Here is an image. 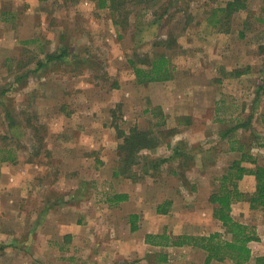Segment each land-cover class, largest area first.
Masks as SVG:
<instances>
[{"label":"rangeland","instance_id":"1","mask_svg":"<svg viewBox=\"0 0 264 264\" xmlns=\"http://www.w3.org/2000/svg\"><path fill=\"white\" fill-rule=\"evenodd\" d=\"M228 1L128 0L125 10L115 15L93 0H0V158L17 156L15 162L0 164V247L4 246L0 264H97L91 257L118 251L108 243L114 235L131 237V214H140L138 224L147 222L148 227L136 234L142 236L150 228L155 206L167 199L177 202L178 213L156 216L158 230L167 225L176 236L225 231L217 219L210 231L190 232L180 215L184 210L192 214L195 208L194 195L187 194L193 184L204 195L219 189L221 175L242 156L236 149L240 143L264 164V85L260 88L264 84V0H243L246 8L230 17L221 9ZM65 48L69 53L63 59L48 60L49 54ZM162 53L177 65L173 77L140 83L129 59L149 61ZM163 101L169 112L167 116L163 110L164 129L178 127L179 132L167 139L169 143L143 152L142 163L149 172L139 175L137 167L141 184L130 177L122 183L111 180L110 168L98 180L94 153L105 157L109 166L120 162L115 120L126 130L133 125L162 130L153 111L162 108ZM69 111L74 117L84 116L82 142H73L75 146L54 141L60 131L77 136L72 135L79 122L67 116ZM97 111L100 114L95 115ZM107 116L113 117L114 129L106 124ZM189 117L194 119L193 127L186 128ZM248 119L247 127L223 134ZM95 138L100 148L91 147ZM179 141L191 156L159 164L173 154ZM88 149L94 153L86 154ZM22 167L28 172L20 171ZM184 179L190 187L181 186ZM120 191L135 196L133 203L121 206L129 213L127 230L120 206L109 200ZM82 200L83 213L100 221L98 231L93 226L97 236L89 237L86 251L51 247L48 236H62L60 219L75 221ZM249 205L238 211L245 208L251 213L248 219L247 212L242 217L257 230L264 211ZM223 237L229 235L224 232ZM137 244L143 247L119 251H143L142 255L114 254L108 264H204L206 257L204 250L195 247L151 250L140 239ZM251 247L254 255H264V243ZM95 251L99 252L92 255ZM159 251H170L167 263Z\"/></svg>","mask_w":264,"mask_h":264},{"label":"trees","instance_id":"2","mask_svg":"<svg viewBox=\"0 0 264 264\" xmlns=\"http://www.w3.org/2000/svg\"><path fill=\"white\" fill-rule=\"evenodd\" d=\"M97 2L98 6L110 8L115 15L125 10L128 0H93ZM143 0H136V2ZM246 3L243 0H229L225 7L221 9L227 11V17L233 15L237 10L245 9ZM127 20V18L125 19ZM115 24L120 26L121 21L116 18ZM169 43H167L168 45ZM69 53L68 49H61L58 53L49 54L48 60L63 59ZM130 63L134 66L138 81L140 83H146L151 81H163L173 77V73L177 68V65L172 62L170 56L166 53L158 55L155 59L149 61L145 58L140 60L129 59ZM42 64V62H40ZM240 74V73H238ZM264 84H261L260 88H263ZM259 94L256 97L258 100ZM154 114L158 117L159 121L157 125H162V130L155 131L153 127L142 128L138 125L131 126L128 130L124 129L115 120V126L117 127L118 134L122 138V142L119 144V150L121 152V158L118 166L115 170V176H126L137 178V167L139 166L143 174L146 175L149 172L144 162L142 163V154L146 150H154L158 148L161 143L166 142L167 139L178 134V127H170L164 129L167 125V118L163 109H155ZM190 118V117H189ZM252 118V117H250ZM250 124V120L237 123L231 128L227 129L223 134L229 136L233 131L247 127ZM160 128V127H159ZM164 130H168L167 134ZM183 141L176 143L173 154L167 158L160 159L161 162L178 160V157L187 155L189 156L186 147L182 144ZM233 145L234 142L232 143ZM245 143H240L239 149L242 151V156L236 158L229 165L227 170L220 177V187L217 191L213 192L210 196V200L214 203V217L222 222L225 228V234L229 237L224 238L223 231H215L209 234H190L184 233L179 235H173L171 233L162 234H147L146 241L153 245L174 247V246H192L202 249L206 252L204 264H211L214 261H231L233 264H264V255H254L250 243L254 240H259L260 236L254 226L247 223H243L237 220L233 214V204L235 202L249 199L251 207L264 211V164L258 162L257 157H254L250 151L245 149ZM235 149V146L232 147ZM17 161V156L8 154L5 157L0 158V164L2 161ZM158 163L154 167H158ZM252 174L256 178V189L253 193H246L240 188V180L245 175ZM127 193H116L110 200L119 203L128 199ZM173 201L167 199L157 205V212L167 214L170 211V207ZM132 230L135 231L139 228L138 219L139 214L134 213L130 215ZM0 249H4L1 245ZM161 260L166 262L168 255L160 253Z\"/></svg>","mask_w":264,"mask_h":264},{"label":"crops","instance_id":"3","mask_svg":"<svg viewBox=\"0 0 264 264\" xmlns=\"http://www.w3.org/2000/svg\"><path fill=\"white\" fill-rule=\"evenodd\" d=\"M160 103L162 104V108H163L164 112L168 116L169 112L167 111V107H166L167 102L164 103V101H163V102H160ZM109 112L112 114V107L109 109ZM76 113H79V111L76 112ZM94 114L95 115H98L100 113H98V111H97ZM60 115H62V113H60ZM67 116H71L76 121L78 120L79 123H78L77 126H79V127H74L73 128L74 133L72 135V136H76V135L77 136L75 138L69 137V134H65L66 131H60L56 135V138L57 139L54 140V141H56L58 143L59 142L60 143H65L67 145L68 144H71V146H75V145H73V142H75L76 144H81V142H82L81 141V132H82V129H81L82 128L81 127V122L82 121L81 120H82V118H84L83 113L81 114V116H80V114H78V115H76L74 117L73 111L72 112L69 111L67 113ZM105 122H107L106 124L108 125V127H111V128L114 129L113 117H108L107 116V119L105 120ZM193 123H194V119H193V117H190L189 125H187L185 127L186 128L187 127H190V126L193 127ZM54 124L55 123H53V125ZM116 136L120 140L119 141V144H120L122 142V138L119 136L118 132H116ZM98 137H99V139H102V137L100 135H98ZM177 140H179V139H177ZM175 145H176V143H175ZM51 146H53V145H51ZM93 146H95V147H93ZM168 146H170V144H168ZM91 147L92 148H96V147H99L100 148V143H98V140L96 138H95V140H93L91 142ZM49 148H51V147H49ZM69 149L70 150H73L72 147H70ZM88 150H90V149H88ZM77 151H81V150L80 149H77ZM87 152L94 153L92 150L86 151V154H88V155H91V154L90 153H87ZM99 152H100V150H99ZM94 154L96 155V162H99V163H97L98 164L97 165L98 166V169L96 170V171H98V173L96 174L98 180H102V175H103V173L106 172V169H108V168H110V174L111 175H109V178L111 180H114V179L116 180L117 179L120 183H122L123 181H127V180L129 181V180H131L130 178H132V177L127 178V177H123V176H119V177L118 176H115L114 173H115V170H116V167L117 166L116 165L114 167H113V165L112 166H109L108 165V161L106 160L105 157H103V156L100 157L99 156L100 155L99 153H94ZM184 156L178 157L177 158L178 161L179 160L181 161V160H183V158H186L187 157L185 154H184ZM195 158H198L199 159V155L195 156ZM198 159H197V162H198ZM35 166L37 168H40V165L38 163H36ZM20 171L25 172V173L28 172L25 167H22ZM142 173L143 172L141 170V172H139V175L142 174ZM137 174H138V172H137ZM138 179L139 178L137 177L136 178V182H135L136 185L141 184V182L138 181ZM183 182L184 183H182L181 186H185L186 187L187 185L189 186V184H190V181L188 179H184ZM251 182H253L254 186L253 187H251V186L248 187L247 185H250ZM192 187H193V191L192 192L191 191H188L187 194L189 193V195L192 196L191 195V193H192L194 195V197H192V198H194L195 208H194V210H192V214H191V212H188V211H185V210L183 211V214L180 215V217L181 216H185V218H184V220L182 222L184 223V225H185L186 228L190 229V232L195 231L194 229H196V231L197 232H200V233L206 232L205 229H207V230L210 231L211 228L212 229L215 228V226L217 225V222H218L217 218L214 217V214H213V212H214V203H212V201L210 200V196H211V194L213 192H211L208 195H204L203 192H202L203 189L201 190V187L200 186H198V188H197V186L193 184ZM240 187L242 188L243 191L253 192L256 189V178H255V176L252 175V174L245 175L244 178L242 180H240ZM120 192L127 193L128 196H129L127 200H123V201H121L119 203H116V206L117 205L120 206V208L118 207V212L122 214L121 215L122 216V221H124V227L127 230V228L130 227L129 222L127 221V215L129 213L123 211L122 210L123 207L121 209V206H123L124 204L127 205V204L133 203L135 201V196L131 195L127 191H124V192L123 191H120ZM187 194H185L186 197H187ZM76 195H77V193H76ZM75 197L76 196H74L73 198H75ZM172 201H173V203H172V205L170 207V211L167 214L158 213L157 212V205L158 204L155 206V208H156V210L154 211L155 212V215L154 216L152 215L153 216L152 219H151L152 221L150 220V222H148L149 225H150V228L147 229L146 232H142V236H136V234L139 233V231H142L141 228L143 226H146V228L148 227L146 221H144L143 223H140L139 224V228L137 230H135V231L132 230V226L130 227V229L132 231L131 237H129L127 234L125 236H122L120 233H118V235H116V236L114 235V237L111 238L108 243H109L110 246H112V248H117L118 251H102L103 252L102 257H101V255L98 256V257H91L92 259L95 258L94 260H96V262H94V263H97V264H108V262H109L108 261V257H110L111 255H113L112 256L113 257V260L116 258L114 256V254L123 255L125 258H127V257H129L131 255H133V256H136L138 254L139 255H142L143 254V251H119V250H125L124 249L125 247H130L133 250H136V246L138 245L137 242H138L139 239H140V243L141 244H145V245L147 244V246L149 245V248L151 250L154 249V248L156 249V247H162L161 249H164V250H166L165 248H169V247L158 246V245H153L151 243H148L146 241V236H147V234H150V233H152V234H162V233H165V232L170 233L169 232L170 229H169V227L167 225H164V227L162 226V229L159 228V230H158L157 227H156V222L153 221V219L156 220L157 218H159V217H156V216H164L165 217V216H167V215H169L171 213L173 214L174 212L175 213H178V211H177L178 206L176 205L177 202H175L174 200H172ZM79 202L81 204L80 203H79L80 205L78 204V207H80L78 209L80 210L81 213H80V216L75 219V221H73V220L72 221H64L65 219L64 220H61L60 219V221H59L60 223H59V227H58L59 230L58 231L61 232L60 235H62V236L61 237H59V236L57 237V235H56L54 238L52 237V234H50L48 236V241H49L50 245L51 244L52 245H58V250L59 251H61V249L62 250H65V251H79V250L80 251H86L87 250V242L89 240V237H93V236L96 237L97 236V235L93 234V231H94L93 226L96 225V230L98 231V224L100 222L99 219H98V217L88 218L87 212L86 213H83L84 212V210H83V206H84L83 203H84V201L82 200V201H79ZM249 204L250 203L247 200L246 201L245 200L244 201H238L236 204H233V211H232L233 216L237 220H240L241 222L249 223V221H246V220L249 218V216H250L251 213L247 212V210L245 208L243 209L242 213L241 212L239 213V211H238V210H241V209H238V207H240V208H242L243 206L246 207V205H249ZM112 205H114V204H112ZM236 206H237V208H236ZM109 207H110V205H109ZM256 211H262V210L256 209ZM134 212H136V211H134ZM243 212H247V217H246L247 219L242 217L243 216ZM238 213H239V215L237 216L236 214H238ZM123 214H124V217H123ZM139 217H140V214H139ZM101 219L102 220L104 219L103 216L101 217ZM88 220H89V222H88ZM255 222L256 221H253V223H255ZM165 224H167V223H165ZM196 231H195V233H197ZM257 231H258V234L260 236V239L259 240L252 241L250 243V245H252V246L254 245V243H259V242L264 243V216H263V219L259 221V226L257 228ZM100 238H101V236H100ZM103 239L105 240V238H103ZM111 241H114L112 243V245H111ZM52 245H51V247H52ZM138 246H139L140 249L143 247V246L141 247L140 244ZM34 247H35V245H34ZM108 248H109V246H108ZM172 248L177 249V250H181V249H188V248H193V247L192 246H189L187 248L186 246H183V247H181V246H174ZM117 249H115V250H117ZM33 250H35V249H33ZM98 252L99 251H95L92 255H95ZM148 252H150V251H146V254ZM159 252L160 253H163L164 252L166 255H168V259L170 260V257L172 255V254L169 253L170 251H159ZM146 254H145V256H146ZM144 260H147V258L145 257ZM169 260H167V261H169ZM158 264H161V263H158Z\"/></svg>","mask_w":264,"mask_h":264}]
</instances>
